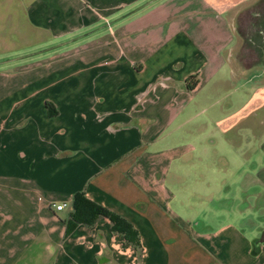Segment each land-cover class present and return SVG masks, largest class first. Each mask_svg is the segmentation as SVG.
Wrapping results in <instances>:
<instances>
[{
  "label": "crops",
  "instance_id": "obj_1",
  "mask_svg": "<svg viewBox=\"0 0 264 264\" xmlns=\"http://www.w3.org/2000/svg\"><path fill=\"white\" fill-rule=\"evenodd\" d=\"M76 191L140 253L65 234ZM263 234L264 0H0V264H264Z\"/></svg>",
  "mask_w": 264,
  "mask_h": 264
},
{
  "label": "trees",
  "instance_id": "obj_2",
  "mask_svg": "<svg viewBox=\"0 0 264 264\" xmlns=\"http://www.w3.org/2000/svg\"><path fill=\"white\" fill-rule=\"evenodd\" d=\"M196 82V75L192 74L186 79V87L192 89ZM101 216L107 217L110 220L111 229L121 234L125 241L140 253L139 233L133 224L121 214L86 197L82 191H76L73 194L71 209L67 216L63 218L66 224L65 234L70 233L80 223L91 225ZM262 237L264 239V234Z\"/></svg>",
  "mask_w": 264,
  "mask_h": 264
},
{
  "label": "rangeland",
  "instance_id": "obj_3",
  "mask_svg": "<svg viewBox=\"0 0 264 264\" xmlns=\"http://www.w3.org/2000/svg\"><path fill=\"white\" fill-rule=\"evenodd\" d=\"M44 56L45 57H52L50 55H44ZM53 56H56V58H53V60L48 61V62L46 60L45 62H42L41 64H38V65L36 64L37 65L36 68H39V70L43 69V71H44L45 69L47 70L48 67L51 66V64H54V63L61 64L64 60L65 61L70 60V59H68L69 56H71V58H73L75 55L69 54V55L62 56L61 52H58V53L53 54ZM70 61H71V63L73 62V60H70ZM28 71H30V70H28ZM34 73H36V71H34Z\"/></svg>",
  "mask_w": 264,
  "mask_h": 264
},
{
  "label": "built area",
  "instance_id": "obj_4",
  "mask_svg": "<svg viewBox=\"0 0 264 264\" xmlns=\"http://www.w3.org/2000/svg\"><path fill=\"white\" fill-rule=\"evenodd\" d=\"M66 206H67V203L66 202H61V203H55L54 204V208L55 209H62L64 207H66ZM121 241H122L121 239L120 240H117L116 243L121 246L122 245Z\"/></svg>",
  "mask_w": 264,
  "mask_h": 264
}]
</instances>
